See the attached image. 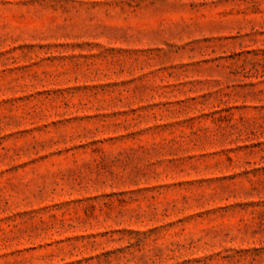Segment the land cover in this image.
Masks as SVG:
<instances>
[{
	"label": "rangeland",
	"instance_id": "rangeland-1",
	"mask_svg": "<svg viewBox=\"0 0 264 264\" xmlns=\"http://www.w3.org/2000/svg\"><path fill=\"white\" fill-rule=\"evenodd\" d=\"M0 264H264V0H0Z\"/></svg>",
	"mask_w": 264,
	"mask_h": 264
}]
</instances>
